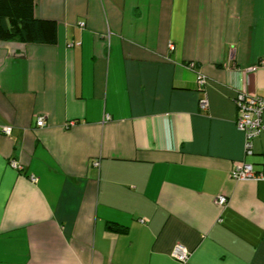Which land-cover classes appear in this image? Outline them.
<instances>
[{
  "label": "crops",
  "instance_id": "0c3cea01",
  "mask_svg": "<svg viewBox=\"0 0 264 264\" xmlns=\"http://www.w3.org/2000/svg\"><path fill=\"white\" fill-rule=\"evenodd\" d=\"M35 17L55 44L0 41V264H264V181L232 177L264 176V130L247 152L234 102L264 97V0H35Z\"/></svg>",
  "mask_w": 264,
  "mask_h": 264
},
{
  "label": "built area",
  "instance_id": "2783aa9c",
  "mask_svg": "<svg viewBox=\"0 0 264 264\" xmlns=\"http://www.w3.org/2000/svg\"><path fill=\"white\" fill-rule=\"evenodd\" d=\"M261 64L264 66V58L262 59ZM198 85L201 88L206 85V78L201 74L198 76ZM234 102L238 109L237 128L245 133L247 152H250L252 141L262 132V130H264V97L249 96L244 93H238ZM208 105L209 104L206 100L201 102L202 109H207ZM44 125L45 122L40 119L38 121V126L42 127ZM11 131V127L3 128V132L7 135H10ZM12 165L17 167L16 163H12ZM232 177L240 181H264V176L257 174L253 165L246 163L236 165L232 171ZM226 203V197L220 196L217 198V204L219 206H224ZM189 255V251L182 244H177L171 253V256L180 263H185L189 258Z\"/></svg>",
  "mask_w": 264,
  "mask_h": 264
},
{
  "label": "trees",
  "instance_id": "16d2710c",
  "mask_svg": "<svg viewBox=\"0 0 264 264\" xmlns=\"http://www.w3.org/2000/svg\"><path fill=\"white\" fill-rule=\"evenodd\" d=\"M12 40L53 45L57 25L35 17V0H0V41Z\"/></svg>",
  "mask_w": 264,
  "mask_h": 264
}]
</instances>
